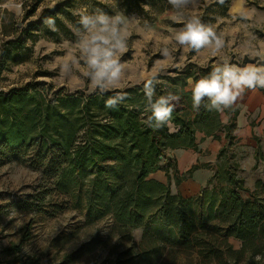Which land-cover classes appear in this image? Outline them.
Returning <instances> with one entry per match:
<instances>
[{"label": "trees", "instance_id": "1", "mask_svg": "<svg viewBox=\"0 0 264 264\" xmlns=\"http://www.w3.org/2000/svg\"><path fill=\"white\" fill-rule=\"evenodd\" d=\"M8 1L20 3L21 16H16L4 6ZM76 1L68 0L62 5L55 3L52 7H46L42 6L45 0H0V73L9 64L23 58L30 49L28 41L32 44L43 36L56 39L62 36L74 40V30L79 27V19L72 11ZM114 2L118 12L125 15L140 13L148 16L149 11L162 12L167 5V0ZM229 3L230 0H223V3L215 0L207 9L213 12L219 10L225 15ZM91 9L114 14L108 5L99 1H94ZM47 17L55 19L56 31L44 24ZM204 75L205 72L198 75L195 71L181 73L178 77H166L171 87L159 86L158 95L168 90L181 94L178 89L181 86L184 95H188L185 90L187 79L195 81ZM138 90L137 87L126 89L124 92L128 98L117 110L105 107V100L111 94L102 97L94 95L85 100L60 97L56 100L57 105H14L18 97L15 93L0 95V160L6 158L8 152L13 156L21 149L26 152L34 148L31 162L40 166L46 178L53 181L52 189L58 186L65 194L64 181L71 173L94 168L95 177H99L106 171V162L110 160L118 164L116 173L130 172L133 168L135 176L130 189L87 192L86 223H93L94 219L110 214L119 231L118 240L125 244L116 251L111 264H168L163 262L166 247L161 237L148 230L147 225L151 223L174 228L178 235L177 244L182 248L194 245L203 264H239L243 253H247L255 264H264V182H256L261 193L256 189L252 201L244 200L240 195L242 180L233 167H229L226 177L230 187L220 191L222 198L216 214L210 216L215 222L206 226V220L203 219L199 229H196L195 223L185 214L187 199L170 194L166 185L145 179L149 172L157 168H163L169 179V171L174 170V160L168 156L163 161L160 155L177 146L192 145V124L205 120L210 112L212 120L220 113L208 111L205 105L209 101L205 98L199 110L195 109L193 119L173 116L174 112L176 114L182 109L177 106L172 113V131L168 126L152 129L142 123L144 100L129 94L139 93V97H142ZM233 127V122L223 126L229 139ZM93 195L100 198L102 203L104 201V204L95 205ZM108 196L110 205L107 203ZM212 208L213 202L208 206L209 212ZM142 226L141 240L136 242L131 230ZM27 235L23 236L22 242L27 239ZM228 236L241 240V247L233 249L226 241ZM22 242H10L1 249L10 257L2 264H43L41 257L21 253ZM83 248L84 245L77 249V253ZM73 254L66 253L63 264H71ZM256 256L259 259H255Z\"/></svg>", "mask_w": 264, "mask_h": 264}, {"label": "rangeland", "instance_id": "2", "mask_svg": "<svg viewBox=\"0 0 264 264\" xmlns=\"http://www.w3.org/2000/svg\"><path fill=\"white\" fill-rule=\"evenodd\" d=\"M67 1L45 0L42 6L52 7L55 3L62 5ZM94 1L108 5L113 15L121 13L114 6V0H77L72 9L73 15L79 19V11L86 9L89 13L94 12L91 9ZM213 1L197 0L195 5L184 10V19L198 16L203 23L214 28L224 41V47L215 56L211 49L194 51L176 43L175 35L183 23L172 19L176 12L168 2L162 12L149 11L148 16L130 14L135 15L139 22L126 29L128 48L120 55L124 75L116 91L137 87L142 97H139V93L129 94L144 100L143 81L153 72H159V78L168 81L166 77H178L184 72L196 71L198 75L205 72L207 75L213 66L224 61L241 66L264 62L261 59L264 58V0H230L225 15L219 10L208 11L207 6ZM4 6L16 16H21L22 7L18 1H8ZM74 31V40L62 36L58 39L43 36L32 44L28 41L30 49L23 58L9 64L0 73V95L15 93L18 97L14 105H57L56 100L60 97L85 100L94 95H112V91L103 95L91 91L90 80L85 75L87 67L80 57L77 29ZM165 48L170 53L167 57L162 54ZM74 60L78 62L73 63ZM64 65H70V69L64 70ZM189 79L185 86L188 95H184L182 86L178 88L181 91L180 103L184 105H192ZM159 86L162 85H157L156 91ZM262 120H258L256 125ZM34 153V148L26 152L21 149L13 156L8 152L6 158L0 160V264L10 258L1 249L10 242L19 244L26 233L28 235L22 242L21 253L37 255L43 264H63L66 253H74L71 264H111L116 251L125 245L118 240L119 231L112 218L107 217L97 223L83 221L79 213L66 205L67 194L58 186L52 189L53 181L46 178L40 166L31 162ZM256 189L261 193L260 186L257 188L256 185ZM184 205L185 214L195 223L196 229H199L203 219L206 220V226L215 222V219L211 222L213 218L206 214L199 202L190 201ZM201 210L204 216L199 219ZM147 227L150 232L161 237L162 244L168 247L163 262L204 263L194 245L182 248L177 244L178 235L174 228L159 223H151ZM141 229L134 231L136 242L141 240ZM232 243L228 244L235 248L239 246L236 239ZM83 245L84 248L77 253V249ZM255 259H259V256ZM239 264L255 263L248 258L247 253H243Z\"/></svg>", "mask_w": 264, "mask_h": 264}, {"label": "crops", "instance_id": "3", "mask_svg": "<svg viewBox=\"0 0 264 264\" xmlns=\"http://www.w3.org/2000/svg\"><path fill=\"white\" fill-rule=\"evenodd\" d=\"M177 106L182 109L176 114L174 112L173 116L193 119L195 109L192 105ZM261 118L263 120L257 126L256 123ZM229 122L234 124L230 131L231 139L226 137V131L223 128ZM168 127L172 131L173 123ZM192 127L194 128L193 144L177 146L168 151L171 153L169 157L174 160V170L169 171V179L163 168L149 172L145 179H152L168 186L170 194L187 199V202H199L205 208L206 214L212 216L216 214L222 198L220 191H226L230 187L226 171L229 167H233L242 180L241 197L252 201L253 196L256 195V182H264V90H246L243 98L237 101L234 111L226 110L214 120L211 119L210 112L205 120L192 124ZM106 165L108 166L106 171L99 177H95L94 168H86L79 173H71L64 181L66 184L63 190L67 194L66 205H70L69 209L79 213L85 222L88 220L86 216L88 191L99 189L101 192L131 188L135 176L133 168L130 172L122 174L115 171L118 166L116 161L110 160L106 162ZM256 173H258L257 177ZM93 199L95 205L104 204V201L102 203L101 199H97L95 195ZM107 199L110 205L109 196ZM211 202H213V208L209 212L208 206ZM72 206L78 208L73 209ZM202 212L203 210L198 213L199 219L204 216ZM109 216L111 215L108 214L107 217ZM107 217L92 220L97 223ZM211 222H214V219ZM139 228L131 230L134 237V231ZM143 229L144 226L140 231L143 232ZM226 239L230 244H233L234 239L239 241L237 248L232 246L234 249L241 247V240L232 236ZM167 250L168 247L165 248V252Z\"/></svg>", "mask_w": 264, "mask_h": 264}, {"label": "clouds", "instance_id": "4", "mask_svg": "<svg viewBox=\"0 0 264 264\" xmlns=\"http://www.w3.org/2000/svg\"><path fill=\"white\" fill-rule=\"evenodd\" d=\"M175 10L174 21L182 22L183 27L176 33L175 41L178 45L190 50L200 51L211 49L212 55H217L224 47V41L217 35L211 25L205 24L198 16L184 19V10L195 5L197 0H167ZM223 3V0H219ZM77 28L78 47L80 57L87 67L85 75L90 80L91 91L103 95L112 91L113 94L105 100V107L117 110L128 98L124 91H116L124 75V65L120 55L127 51L126 29L133 23H138L135 15L116 13L109 15L101 9L89 13L79 11ZM44 24L56 31V22L47 17ZM167 57L170 53L167 48L162 50ZM264 61V58H261ZM78 61L74 60L73 63ZM69 70L70 65H64ZM159 72H153L143 81L144 106L142 123L152 129H162L172 123V113L180 103L181 96L173 91H164L157 94L156 86L171 87L167 81L159 78ZM191 86L192 106L199 110L202 102L207 98L205 105L208 111L223 114L225 110H235L238 100L242 99L246 90L264 89V62L239 65L224 61L213 66L207 75L193 81Z\"/></svg>", "mask_w": 264, "mask_h": 264}, {"label": "built area", "instance_id": "5", "mask_svg": "<svg viewBox=\"0 0 264 264\" xmlns=\"http://www.w3.org/2000/svg\"><path fill=\"white\" fill-rule=\"evenodd\" d=\"M221 114V113H220ZM169 150H165L164 151V155H160V159L163 160V161H166V157L169 156V153H168Z\"/></svg>", "mask_w": 264, "mask_h": 264}]
</instances>
